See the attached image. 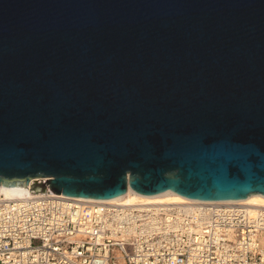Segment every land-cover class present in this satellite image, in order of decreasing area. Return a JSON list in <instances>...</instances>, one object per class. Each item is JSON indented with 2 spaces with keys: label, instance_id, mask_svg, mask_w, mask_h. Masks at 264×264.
Returning a JSON list of instances; mask_svg holds the SVG:
<instances>
[{
  "label": "water",
  "instance_id": "1",
  "mask_svg": "<svg viewBox=\"0 0 264 264\" xmlns=\"http://www.w3.org/2000/svg\"><path fill=\"white\" fill-rule=\"evenodd\" d=\"M264 196V0H0V186Z\"/></svg>",
  "mask_w": 264,
  "mask_h": 264
},
{
  "label": "built area",
  "instance_id": "2",
  "mask_svg": "<svg viewBox=\"0 0 264 264\" xmlns=\"http://www.w3.org/2000/svg\"><path fill=\"white\" fill-rule=\"evenodd\" d=\"M262 236L264 210L219 201L0 198V264H264Z\"/></svg>",
  "mask_w": 264,
  "mask_h": 264
},
{
  "label": "bare ground",
  "instance_id": "3",
  "mask_svg": "<svg viewBox=\"0 0 264 264\" xmlns=\"http://www.w3.org/2000/svg\"><path fill=\"white\" fill-rule=\"evenodd\" d=\"M31 194L32 192H30L29 189L24 187H5L2 185L0 186V198L4 200L23 198L26 195H31ZM57 196L67 197L64 195H57ZM67 198L82 202H88V203L109 202V203H124V204H184V203H197L202 201V200H195V199H189L183 197L171 190L156 196L143 197L133 193L129 188L124 195L106 200H94V199H86L80 197H67ZM219 202L226 205H242L252 212H255L257 210H264V196H261L259 194L250 195L242 200L219 201Z\"/></svg>",
  "mask_w": 264,
  "mask_h": 264
},
{
  "label": "rangeland",
  "instance_id": "4",
  "mask_svg": "<svg viewBox=\"0 0 264 264\" xmlns=\"http://www.w3.org/2000/svg\"><path fill=\"white\" fill-rule=\"evenodd\" d=\"M260 242H264V236L261 237V241Z\"/></svg>",
  "mask_w": 264,
  "mask_h": 264
}]
</instances>
